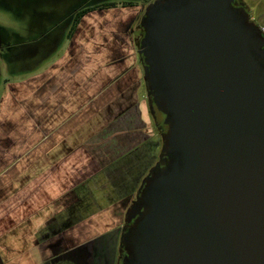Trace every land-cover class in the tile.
I'll list each match as a JSON object with an SVG mask.
<instances>
[{"label":"water","instance_id":"95a60500","mask_svg":"<svg viewBox=\"0 0 264 264\" xmlns=\"http://www.w3.org/2000/svg\"><path fill=\"white\" fill-rule=\"evenodd\" d=\"M231 1L156 0L141 19L167 163L126 210L122 264H264V35Z\"/></svg>","mask_w":264,"mask_h":264},{"label":"crops","instance_id":"0c3cea01","mask_svg":"<svg viewBox=\"0 0 264 264\" xmlns=\"http://www.w3.org/2000/svg\"><path fill=\"white\" fill-rule=\"evenodd\" d=\"M111 11L84 14L48 80L46 73L28 74L18 87L8 85L3 105L0 99V264H46L63 241L72 247H64L68 253L85 252L83 242L93 239L95 245L110 235L118 244L126 198L153 166L151 156L145 158L143 175L116 199L121 207L78 208L83 195L77 188L87 186L111 158L121 162L153 136L144 128L151 114L147 91L139 95L145 82L138 44L125 36L127 13ZM102 122L94 135L93 128ZM88 154L90 162L78 166L77 155ZM92 154H98L99 162H93ZM78 168L83 170L79 177ZM58 264L85 262L67 257Z\"/></svg>","mask_w":264,"mask_h":264},{"label":"rangeland","instance_id":"374dc122","mask_svg":"<svg viewBox=\"0 0 264 264\" xmlns=\"http://www.w3.org/2000/svg\"><path fill=\"white\" fill-rule=\"evenodd\" d=\"M154 1L156 0H0V30L2 34H7L6 44L11 46V49L7 52L0 51V99L3 98L1 99V105H3L9 84L14 83V86L18 87L19 84L21 85L19 82L24 80L28 74H33L37 71L47 74L44 76L45 81L49 79L50 76L48 74L56 68V57L62 55L65 47L69 44L66 35L71 24V16L82 5L91 6L104 2H116L124 6V14H132L133 11L136 12L138 9L147 8ZM242 1L246 8L249 9L248 13L252 20L259 27L264 25V22L262 23L256 19L264 8V0ZM108 10L110 12L112 9ZM102 14L106 15L103 12ZM53 61L55 62L54 64H52ZM53 76L55 79H52V81L54 80L56 83V75ZM34 81H37V77H34ZM143 85L144 87L142 86L139 89L140 97L143 92H146V86L145 84ZM153 122L150 117V120L147 121L148 125L144 126L145 132L153 135L150 138L151 143H147L142 148L137 146L133 149L134 153L131 155L122 154V156H128L116 164H114L116 159L111 158L108 163L106 158H104L102 161H106L108 164L90 176L87 186L77 188V191H81L83 195H81L83 198L82 202L77 204L78 208L82 204V207L87 211H95L96 207L100 205L102 208L109 206L110 209H117L123 205L121 200L118 204L116 199L119 198V194L123 191L125 193L130 190V184L137 175H143V170L146 167L145 158L148 159L151 156L149 161L152 165L159 158L162 141ZM104 124L102 122L93 128L94 135ZM92 143L93 146L97 144L94 140ZM154 145H156V148L152 150L151 148ZM149 148L153 153L151 155L146 152ZM94 149L98 148L94 146ZM94 152L99 153L98 151ZM92 155L93 162H99L98 154ZM134 158L135 160L131 162ZM84 161L90 162L89 154L86 158L77 155V163ZM135 162H137L136 165ZM79 165L80 163H78ZM82 174L83 170L78 168V177ZM126 199H128L127 207L131 200L134 199V195ZM111 216L108 217L109 222L112 221ZM86 237L89 236H83L84 239ZM112 237L114 236H106L105 239L103 238L95 245L94 243L96 242H91L93 239L83 242L81 248H84L85 253H88V258H84L85 264H105V262L107 264H115V246L117 243H113ZM117 241L120 245V239ZM81 250L78 249L77 251Z\"/></svg>","mask_w":264,"mask_h":264},{"label":"flooded vegetation","instance_id":"af4514ba","mask_svg":"<svg viewBox=\"0 0 264 264\" xmlns=\"http://www.w3.org/2000/svg\"><path fill=\"white\" fill-rule=\"evenodd\" d=\"M231 5L234 8H238V7H243L247 13L248 19L249 21L253 22L256 24V22L254 20H252V18L249 15V9L246 8V6L244 5V2L242 0H232L231 1ZM123 5L122 4H117L116 2H109V3H102V4H93L91 6H84L82 5L81 8H79L78 10H76L73 15L71 16V24L69 27V31L68 34L66 35V37L69 39L71 36H73V34L76 31L77 25L80 22L81 18L84 16V14H87L88 12H91L93 10H105V9H112V10H119V9H123ZM148 8V7H147ZM147 8H142V9H138V11L136 12H132V14H128L125 15V19H126V34L125 36H129L135 44L140 43L143 35H144V29L141 25V19L145 14V11ZM81 11H84V14L81 15L80 17H78V15L80 14ZM264 11H261L258 15H257V21H261L262 23L264 22V15H263ZM257 25V24H256ZM259 27V25H257ZM261 27V25H260ZM259 27V28H260ZM262 34L264 35V31L262 32ZM7 34H2L1 30H0V51L1 52H7L9 49H11V46L6 44L7 42ZM31 41V40H29ZM137 48V47H136ZM142 58V60L144 59V57L140 56V59ZM8 88V86H7ZM152 98V97H151ZM149 97V103L150 105H152V99ZM151 118L153 119V123L154 126L157 128V132L161 137V141H162V136L163 134L166 132L167 130V126L165 124H163V119H164V115L159 113L155 107L153 109V114L151 113ZM159 161L160 166L163 167L164 164L167 163V156L163 155L161 158H157L156 161L153 163V165ZM148 173V172H147ZM140 186V185H139ZM138 189L134 194V199L136 197V195L138 194ZM133 199V200H134ZM131 200V202L133 201ZM130 205V204H129ZM126 214V212H125ZM125 214H124V218H125ZM122 220V223L119 226V238L125 234H127L129 232V230L133 227L135 219H132L129 222H125V220ZM63 237V236H62ZM68 244L66 242H62L59 244H56V247L52 249V254H54L51 258H49L48 260H46V264H58V262L64 261L65 258H70L73 261H77L80 260L81 258H88V253H85L83 251H77L76 253L71 251L68 253V251L63 250L65 249L64 247L68 248ZM71 247V246H69ZM75 247V246H74ZM72 248V247H71ZM116 250H117V256H116ZM115 250V258H114V263L115 264H122V258L123 256L126 254V251L124 249V246H120L119 244H117V248Z\"/></svg>","mask_w":264,"mask_h":264},{"label":"trees","instance_id":"16d2710c","mask_svg":"<svg viewBox=\"0 0 264 264\" xmlns=\"http://www.w3.org/2000/svg\"><path fill=\"white\" fill-rule=\"evenodd\" d=\"M84 14V11H81L80 14L78 15V17H80L81 15ZM151 98V97H150ZM152 99V98H151ZM165 165V164H164Z\"/></svg>","mask_w":264,"mask_h":264},{"label":"built area","instance_id":"2783aa9c","mask_svg":"<svg viewBox=\"0 0 264 264\" xmlns=\"http://www.w3.org/2000/svg\"><path fill=\"white\" fill-rule=\"evenodd\" d=\"M260 30H261V32H263L264 31V27H260Z\"/></svg>","mask_w":264,"mask_h":264}]
</instances>
